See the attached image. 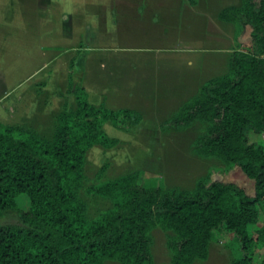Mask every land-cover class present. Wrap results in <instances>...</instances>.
Returning <instances> with one entry per match:
<instances>
[{
  "label": "trees",
  "instance_id": "trees-1",
  "mask_svg": "<svg viewBox=\"0 0 264 264\" xmlns=\"http://www.w3.org/2000/svg\"><path fill=\"white\" fill-rule=\"evenodd\" d=\"M196 4L198 0H189ZM218 18L251 28L252 50H235L229 71L206 81L168 120L173 126L207 124L195 151L240 167L254 184L250 194L234 181L208 180L194 192L149 182L142 170L86 187L88 153L120 143L105 129L135 126L142 113L89 100L85 86L69 76L74 106L56 114L50 137L0 121V210L16 211L21 225L0 226V264H155L151 230H170L172 264L207 259L214 231H234L232 264H253L252 234L264 207V0H242ZM110 202L92 214L85 190ZM28 201L22 207L20 198ZM257 264H264V259Z\"/></svg>",
  "mask_w": 264,
  "mask_h": 264
},
{
  "label": "rangeland",
  "instance_id": "rangeland-1",
  "mask_svg": "<svg viewBox=\"0 0 264 264\" xmlns=\"http://www.w3.org/2000/svg\"><path fill=\"white\" fill-rule=\"evenodd\" d=\"M60 1L67 6L71 0ZM84 1L87 16L63 22L65 29L60 33L64 36L57 33L60 47L38 50L45 38L41 31L36 35L30 32L33 29L21 32L10 27L5 34L0 32V75L17 83L15 92L0 102V121L52 136L56 114L74 106L68 84L72 71L74 81L88 89L93 101L104 100L113 108L131 107L143 115L135 126L105 125L120 143L90 149L86 187L142 170L149 182L168 190L194 192L201 182L222 180L237 182L253 194V180L239 166L195 151L194 143L206 132V123L178 128L168 122L206 81L229 71L233 51L252 50L249 25L240 29L218 18L223 8L239 6L242 0ZM23 10L17 7V18ZM75 22L82 29L73 31ZM44 62L43 69L35 68ZM250 141L264 145V133L251 132ZM83 194L92 214L110 206L86 189ZM20 203L28 206L25 197ZM21 224L16 211L0 210V226ZM170 234L160 226L151 230L155 264H172ZM252 234L256 239L253 264H257L264 259V207ZM236 246L234 231L220 227L214 231L208 258L195 264H232ZM103 264L122 263L108 258Z\"/></svg>",
  "mask_w": 264,
  "mask_h": 264
},
{
  "label": "crops",
  "instance_id": "crops-1",
  "mask_svg": "<svg viewBox=\"0 0 264 264\" xmlns=\"http://www.w3.org/2000/svg\"><path fill=\"white\" fill-rule=\"evenodd\" d=\"M85 2L86 1L84 0H71L69 1L67 6H63L61 5L60 0H0V32L2 33L5 30L6 32H8L10 30V27L21 32H24L26 29H33L30 32L38 35L41 31L42 33H44L45 37L44 40L39 41L37 46L38 50L46 49L48 46L53 48L60 47L57 46V36H64V34L60 33L61 30L65 29V25L63 24L67 23V21L74 22L73 19L76 16H80L81 18L84 15L87 16V3ZM18 6L24 9L23 16L19 18H17L16 16ZM73 24L75 25H72L73 31L82 29L79 27V23L75 22ZM90 26L91 25L86 26L87 28H83V30H87ZM58 32L60 33V35L57 34ZM5 36H9L6 39L10 38L9 33ZM46 64L47 62H44L42 66L37 65L35 66V68L39 67L38 69L40 71L46 66ZM39 71L37 73H39ZM70 74H72L73 78L72 71H70L68 77L70 76ZM13 81L14 79L9 78L8 75H0V102L2 101L4 95L7 96L15 92L14 90L17 83L15 82L16 84H14ZM73 82L74 84H79L76 83L74 79ZM38 88L39 87H37V91L39 90ZM89 100L96 104L100 103L93 101L91 95H89ZM9 103L11 109L13 107V101L10 100Z\"/></svg>",
  "mask_w": 264,
  "mask_h": 264
}]
</instances>
